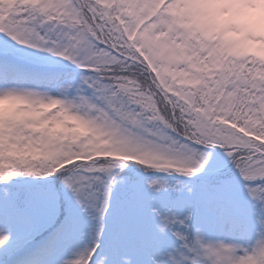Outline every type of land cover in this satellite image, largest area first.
Wrapping results in <instances>:
<instances>
[{"label": "snow or ice", "instance_id": "obj_1", "mask_svg": "<svg viewBox=\"0 0 264 264\" xmlns=\"http://www.w3.org/2000/svg\"><path fill=\"white\" fill-rule=\"evenodd\" d=\"M0 264H264V0H0Z\"/></svg>", "mask_w": 264, "mask_h": 264}, {"label": "clouds", "instance_id": "obj_2", "mask_svg": "<svg viewBox=\"0 0 264 264\" xmlns=\"http://www.w3.org/2000/svg\"><path fill=\"white\" fill-rule=\"evenodd\" d=\"M257 2H259V0H257Z\"/></svg>", "mask_w": 264, "mask_h": 264}]
</instances>
